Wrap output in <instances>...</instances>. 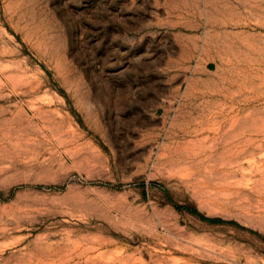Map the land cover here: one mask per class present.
<instances>
[{
	"label": "rangeland",
	"instance_id": "obj_1",
	"mask_svg": "<svg viewBox=\"0 0 264 264\" xmlns=\"http://www.w3.org/2000/svg\"><path fill=\"white\" fill-rule=\"evenodd\" d=\"M0 264H264V0H0Z\"/></svg>",
	"mask_w": 264,
	"mask_h": 264
},
{
	"label": "trees",
	"instance_id": "obj_2",
	"mask_svg": "<svg viewBox=\"0 0 264 264\" xmlns=\"http://www.w3.org/2000/svg\"><path fill=\"white\" fill-rule=\"evenodd\" d=\"M179 210L184 209L183 207H177ZM191 214H193L194 216L200 218L201 220L205 221V222H210L213 224H221L224 223L223 220L221 219H210L208 217H205L203 214H201L197 209H191L190 210Z\"/></svg>",
	"mask_w": 264,
	"mask_h": 264
}]
</instances>
